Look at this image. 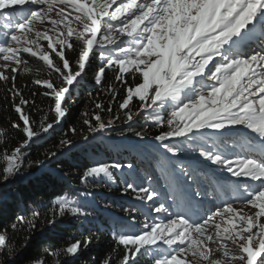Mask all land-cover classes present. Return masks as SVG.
Returning a JSON list of instances; mask_svg holds the SVG:
<instances>
[{"label":"snow or ice","instance_id":"6c2138e0","mask_svg":"<svg viewBox=\"0 0 264 264\" xmlns=\"http://www.w3.org/2000/svg\"><path fill=\"white\" fill-rule=\"evenodd\" d=\"M30 62L41 90L26 97L17 80ZM89 70L103 92L89 91L80 127L45 148ZM0 89L16 116L0 128V188L24 185L13 189L24 210L0 227V264L20 260L9 229L28 248L69 218L95 224L90 179L138 202L111 214L114 247L99 264H264V0H0ZM112 132L136 137L130 148L151 158L158 178L97 161L79 174L81 187L65 190L68 173L50 165ZM96 239L48 241L27 264H73Z\"/></svg>","mask_w":264,"mask_h":264},{"label":"trees","instance_id":"16d2710c","mask_svg":"<svg viewBox=\"0 0 264 264\" xmlns=\"http://www.w3.org/2000/svg\"><path fill=\"white\" fill-rule=\"evenodd\" d=\"M38 67L37 64L30 62L27 66V70L22 71L18 75L17 84L22 88L23 95L30 97L31 92H39L41 88L35 86L31 83L32 79L35 78V69ZM112 73H108V80L112 79ZM93 71L89 70L88 76H86L81 84L76 86L72 90L71 98L68 101L69 113L61 125V127L56 129V132L48 138L47 142L44 143V147H50L58 142L60 137L61 129L67 130L68 126L80 127V122L82 120L81 113L84 111H91L92 104L87 95L89 91L95 96L98 92H103V89L100 86L95 85L92 80ZM131 83V80L129 79ZM28 85V87H24ZM119 87V85H118ZM122 95V93H121ZM4 93L0 89V128H8L9 120L15 119V113L11 108L4 106ZM101 99L107 103L108 96L103 94ZM37 105L47 111L49 100L40 96L35 97ZM27 110V109H26ZM34 115V119L38 120L39 116ZM107 119V115H105ZM143 123V119L138 122V124ZM134 125V127L139 130V127ZM126 125H118L117 131L126 129ZM149 133V138L151 135L156 133V129L151 125L147 126ZM114 138H118L115 132L107 134ZM11 136L15 139L10 140L9 147L15 146V141L19 139V136L16 133H11ZM128 139H137L132 136L131 133H127ZM72 139H79L78 137H71ZM124 138V137H122ZM39 151H43V148H40ZM38 151L36 146H33L32 157L36 158ZM43 159V157H40ZM97 161L103 162H115L123 161L125 163H134L136 172L135 174L143 175L145 172L153 175L158 178V173L155 169V166L150 157H143L137 151H134L130 148L128 144L116 142L109 138H103L98 136L96 140L90 143H82V147L78 150H74L72 153H69L60 158L59 161H54L50 167H54L56 164H59L60 169L63 172L68 173L60 183L63 184L64 189L68 190L70 188H79L81 187L79 182V174L83 171L85 166L96 163ZM119 177V174H117ZM119 183V179H118ZM92 184H98L99 187L94 189L95 198L98 204V210L95 214L97 216V222L95 224H88L79 220H72L69 218L65 223L60 227V229L52 234H48L45 237H39L34 239L32 245L28 248H22L20 245L23 243L22 237L24 233H12L9 229V236L16 240L17 248L15 255L20 257L18 264H27V261L32 258L44 255L43 247L46 245V242L51 241L55 245L59 246L64 244L67 241H70L73 237L81 238L84 235L94 234L96 236V242L88 250L81 253L79 258H77L73 264H99V260L107 255L114 243L111 239L110 234V216L112 213L121 214V207H128L130 205H138V202L134 201L130 196L121 194L118 185H112L108 181H93L90 179V187ZM24 188L23 184L12 185L8 189L0 188V192L7 191L9 193L7 199L0 203V227L7 226L10 222L11 216L16 212H22L24 206H19V201L15 199L13 189L15 192H19ZM111 188V190H109ZM47 199V197H45ZM111 205V212L107 211L105 206ZM115 255V254H114Z\"/></svg>","mask_w":264,"mask_h":264},{"label":"rangeland","instance_id":"374dc122","mask_svg":"<svg viewBox=\"0 0 264 264\" xmlns=\"http://www.w3.org/2000/svg\"><path fill=\"white\" fill-rule=\"evenodd\" d=\"M100 137H103V138H107V137H110V139H112V136H109L107 134H104L103 136H100ZM117 140V142H125V139L122 138V137H118V138H115ZM133 175H135V173H133ZM97 181H107L106 179L104 180H97Z\"/></svg>","mask_w":264,"mask_h":264}]
</instances>
